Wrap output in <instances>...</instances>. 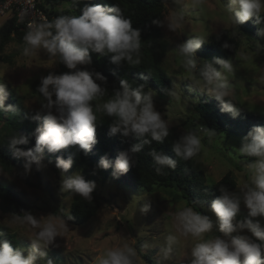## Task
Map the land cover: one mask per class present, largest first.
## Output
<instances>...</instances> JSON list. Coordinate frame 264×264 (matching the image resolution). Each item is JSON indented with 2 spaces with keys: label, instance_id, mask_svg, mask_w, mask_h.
<instances>
[{
  "label": "clouds",
  "instance_id": "clouds-1",
  "mask_svg": "<svg viewBox=\"0 0 264 264\" xmlns=\"http://www.w3.org/2000/svg\"><path fill=\"white\" fill-rule=\"evenodd\" d=\"M180 3L181 0H175ZM195 4L200 0H194ZM232 23L237 27L255 18L261 23L264 12V0H230L226 6ZM154 23H159L154 21ZM181 20L170 22L168 27L175 31ZM264 36V28L260 29ZM22 55L30 58L43 52L47 59L64 65L69 71L63 74L50 72L40 78L37 88L45 103L31 119L38 122L33 135L35 147L24 150L21 145L28 144V138L20 134L12 137L8 146L18 159L25 161V171L30 173L33 166L41 165V156L45 149L57 153L69 146H78L85 154L90 153L97 144V111H102L112 122L109 136L121 135L139 141L130 151L118 154L114 164L102 157L98 167L104 170L113 168L114 175L126 174L134 165L133 154L143 150L153 141L163 144L169 136L167 122L157 111L153 91H145L144 84L131 87L126 79L119 82V88L102 105H93V101L102 98L107 91L102 84L107 78L96 71H88L92 64L91 53L110 56V62L116 66L139 65L141 63V31L133 27L119 4L108 7L86 5L81 15H61L51 21L29 24L23 37ZM205 44L201 36L189 38L178 45L176 51L182 58V65L188 72L197 69L196 52ZM225 49L231 47L225 42ZM219 65L220 70L213 67ZM233 70L231 60L214 58L199 70L195 84L205 94L220 102L221 111L234 117L240 111L230 99L231 85L226 73ZM141 79L146 77L141 76ZM7 88L0 83V109H5ZM11 109V106L8 107ZM199 132L214 135V130L201 127L189 130L172 144L176 157L193 160L201 152ZM240 156L252 158L244 164L248 179L237 191L221 186L220 196L211 201L210 210L216 217L215 227L220 235L214 234V223L207 215L195 211L192 207H178L173 215L175 234L166 237V246L161 249L165 260L169 259L178 238H190L194 241L190 250V264H264V126L253 127L242 139L236 149ZM156 165L155 171L161 174L165 168L175 169L176 159L163 151L153 149L149 153ZM56 168L61 171L60 192L92 200L96 188L94 181H87L80 173L66 175L73 166L72 158L58 157ZM248 209L243 219L241 205ZM150 204L141 211L147 213ZM12 222L20 225L38 226L36 239L25 256L23 249L13 248L8 239H0V264H37L47 257L44 249L55 243L61 236L65 224L53 218V215L37 220L31 213L13 214ZM0 232V237L4 236ZM136 250L128 245L113 248L96 258V264H135ZM47 264H53L47 259Z\"/></svg>",
  "mask_w": 264,
  "mask_h": 264
},
{
  "label": "rangeland",
  "instance_id": "rangeland-1",
  "mask_svg": "<svg viewBox=\"0 0 264 264\" xmlns=\"http://www.w3.org/2000/svg\"><path fill=\"white\" fill-rule=\"evenodd\" d=\"M229 3L230 0H200L198 4L194 0H181L180 3L173 0L165 5L162 34L168 43V51L162 66L172 84L165 96L152 91L156 109L167 122L169 131L174 130L180 136L201 128L195 121L194 107L198 95L205 91L194 81L199 78L196 73L214 58L232 61V72L225 74L231 85L229 98L241 109L264 116V36L260 35V29L264 28V12L260 16L263 21L257 29V39H250L240 25L237 27L232 23L226 8ZM177 19L181 20L180 27L170 30L169 23ZM8 20L0 17V29ZM221 34L222 44L227 42L231 47H222L217 56L202 54L199 49L196 52L197 69L186 71L176 51L178 45L195 36L203 37L208 43ZM23 46L13 39L0 49V79L8 89L5 103L9 102L10 92L15 89L24 96L28 108L40 109L41 104L46 102L35 91L40 85V78L50 72L57 74L60 67L48 60L43 52L30 58L23 57ZM213 67L220 70L219 65L213 64ZM107 99L108 96L93 101L94 109L95 105H102ZM96 115L99 122L111 121L102 111H97ZM198 134L201 136V152L194 158L192 167L203 172L208 183L218 182L231 173L237 180V188L241 187L248 177L244 169L245 158L236 149L244 137L213 135L210 142L206 132ZM41 161L42 177L37 179L32 172L29 173L32 180L40 184L39 188L26 186L17 178L15 169L7 170L0 165V183L18 193L27 204V212L37 220L44 218L45 222L48 216L53 215L54 219L65 224L61 236L44 249L47 257L37 261V264H47V259H51L53 264H96L98 256L124 245L136 250V264H147L145 255L151 256L155 264H190V250L194 244L190 238L179 237L167 260L161 252L166 246V237L176 233L173 215L177 208L189 207L180 191L161 188L148 193L133 187L122 175L120 183L111 177L103 179L101 168L97 165L78 167L66 175L80 173L87 181H94L96 188L92 195L100 199L101 207L90 222L76 226L61 217L62 213L71 215V204L76 196L60 192L62 175L55 166L56 161L51 162L45 154H42ZM237 165H242L243 170L237 169ZM146 204H150L147 213L141 211ZM207 213L214 223V234L220 235L215 227V215L210 209ZM247 213L248 209L242 204L237 219H243ZM11 216L0 209V226L7 227L17 236L20 242L18 248L25 250L27 256L32 241L36 239L38 226L13 223Z\"/></svg>",
  "mask_w": 264,
  "mask_h": 264
},
{
  "label": "trees",
  "instance_id": "trees-1",
  "mask_svg": "<svg viewBox=\"0 0 264 264\" xmlns=\"http://www.w3.org/2000/svg\"><path fill=\"white\" fill-rule=\"evenodd\" d=\"M169 1L173 0H40L39 7L47 14L48 21H51L61 15H81L82 9L86 5L111 7L119 4L124 16L131 20L134 28L141 31V63L139 65L124 64L118 67L110 62V56L91 53L92 64L84 67L88 71L99 72L107 78V83L101 85L107 89L103 97H110L112 91L119 88V82L122 79H126L131 87L144 84L145 91L154 90L160 96H165L172 84L162 66L168 51V43L162 34V18L165 5ZM260 20L263 21V18L260 17ZM154 21L159 23H154ZM259 25L260 23L258 24L253 18L240 26L250 39H257L256 32ZM26 32L27 30L19 31L16 26V18L11 17L0 29V49H3L13 39L24 44L23 37ZM222 37L223 34L212 38L200 48V52L217 56L218 51L223 47ZM59 67L60 71L57 74L69 71L62 64H59ZM196 74L198 75V72ZM141 76L146 79H141ZM37 88L38 86L35 91ZM230 100L240 111L238 116L234 117L231 113L222 112L220 102L213 97L205 93L198 95V102L194 107L196 123L205 129L214 130V136L225 135L229 138L231 136L243 138L253 127L264 126L263 115L243 110L232 99ZM9 106L11 109H8ZM38 110L28 108L24 103V96H21L15 89L10 92L9 102L5 103V109H0V124H2L0 128V165L7 170L15 169L17 178L31 188H39L40 184L35 183L29 173L25 171V161L16 158L8 146V142L12 137L20 134L28 138V144L21 145V148L29 150L35 147L36 141L33 133L38 122L33 121L31 117ZM111 122L112 120L110 122L97 120L98 142L90 153L85 154L78 146H69L54 154L45 149L43 154L51 162H55L58 157H63L65 160L72 158L73 166L68 172L78 167L98 166L102 157H107L114 164L120 152L130 151L139 141L119 134L114 137L109 136ZM180 137L172 130L169 131V136L165 138L163 144L153 141L152 144L145 145L141 152L133 154L134 165L126 174H122V177L127 178L133 187L141 188L148 193L161 188L176 189L181 192L182 198L189 207L208 216L207 210L210 209L211 201L221 194L219 188L224 186L230 191H234L238 186L237 180L231 173H228L220 181L208 183L204 173L192 167L194 159L183 160L176 157L172 151V144ZM153 149L163 151L166 155L176 159V168L174 170L165 168L161 174H157L156 165L149 154ZM244 158L245 163L252 159ZM236 167L243 170L242 165ZM100 171L103 179L111 177L117 183L122 181L121 175H114L113 168L100 169ZM31 172L37 179H40L43 175L42 165L39 168L33 166ZM92 197L93 199L90 201L76 196L71 204V215L62 213L61 217L76 226L86 225L95 217L101 207L100 199L94 195ZM0 209L10 215H21L27 212L28 207L18 193L8 185L0 183ZM0 232L5 234L0 239H8L13 248L19 247L20 242L17 236L7 227L0 226ZM144 259L147 264H155L149 255H145Z\"/></svg>",
  "mask_w": 264,
  "mask_h": 264
},
{
  "label": "built area",
  "instance_id": "built-area-1",
  "mask_svg": "<svg viewBox=\"0 0 264 264\" xmlns=\"http://www.w3.org/2000/svg\"><path fill=\"white\" fill-rule=\"evenodd\" d=\"M39 3L40 0H0V17L10 19L14 16L18 30H28L29 24L48 20Z\"/></svg>",
  "mask_w": 264,
  "mask_h": 264
}]
</instances>
